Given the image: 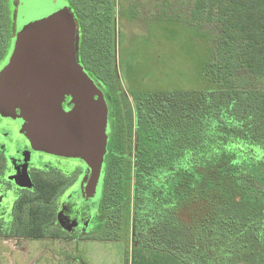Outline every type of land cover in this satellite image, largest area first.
<instances>
[{"label": "trees", "instance_id": "16d2710c", "mask_svg": "<svg viewBox=\"0 0 264 264\" xmlns=\"http://www.w3.org/2000/svg\"><path fill=\"white\" fill-rule=\"evenodd\" d=\"M11 1L0 0V65L18 24ZM69 3L81 18V58L108 86L106 94L115 95L119 82L108 57L118 1ZM195 6L196 14L207 8L208 17H218L221 74L245 78L242 87L246 78L261 86L135 92L131 158L118 146L108 150L102 209L117 208L113 216L125 211L133 241L128 264H264V0H195ZM58 189L42 184L39 195L20 202L11 233L47 237Z\"/></svg>", "mask_w": 264, "mask_h": 264}, {"label": "rangeland", "instance_id": "374dc122", "mask_svg": "<svg viewBox=\"0 0 264 264\" xmlns=\"http://www.w3.org/2000/svg\"><path fill=\"white\" fill-rule=\"evenodd\" d=\"M117 1L116 17L110 20V30L114 37L111 39L108 66L116 81L119 82H117L119 92L128 100L134 124L136 102L133 94L135 92L214 93L229 91L235 87L248 90L261 86L257 80L246 78L249 80L242 87L240 85L245 78H233V74L226 70H223L225 72L221 74L222 69H218L221 47V28L218 17L217 15L208 17L207 8L196 14L195 0ZM11 11L19 16V36L12 39L10 54L1 63L0 71L7 65L10 56L19 46L24 36L25 25L30 22L31 17L40 20L51 12L60 11L71 21L72 29H76L75 22L81 37L83 35L81 21L77 22L81 18L74 17V10L69 0H16ZM57 28L56 30L60 29ZM85 71H88L92 78H96L92 70V73L89 70ZM228 79H233L234 82L229 83ZM261 83L264 88V81ZM184 119L186 118L182 120ZM113 132L118 135L116 133L118 131ZM116 138L111 149L116 147ZM133 144L134 142L131 146ZM118 150H122L119 145ZM73 171L72 169L70 172L73 173ZM89 173L88 171L66 196L62 195L58 198L57 206L75 201L80 207L88 205L91 208H100L105 191L104 174L96 193L88 197L86 189ZM3 198L7 201L3 202ZM15 200L14 192L0 182L1 235L9 236L11 230L17 228L15 214L12 212ZM114 211L100 212L103 225L97 228L93 238L89 239L58 240L62 236V230L57 220L63 229L67 228L68 221L63 210L58 214V219H55L47 228L48 236L43 239L25 238L16 241L0 238V264H128L129 250L133 246L131 232L127 229L125 211L123 214L119 210L113 216ZM110 214L115 221L110 219ZM119 222L121 226L118 225ZM115 226L118 227L119 234L113 238L111 231ZM84 232L79 231L76 234L79 236Z\"/></svg>", "mask_w": 264, "mask_h": 264}, {"label": "water", "instance_id": "95a60500", "mask_svg": "<svg viewBox=\"0 0 264 264\" xmlns=\"http://www.w3.org/2000/svg\"><path fill=\"white\" fill-rule=\"evenodd\" d=\"M30 19L0 71V113L25 121L21 132L35 151L82 161L90 172L86 194L92 197L108 154L105 93L79 63L75 22L74 30L60 11ZM67 98L73 108L63 107Z\"/></svg>", "mask_w": 264, "mask_h": 264}, {"label": "flooded vegetation", "instance_id": "af4514ba", "mask_svg": "<svg viewBox=\"0 0 264 264\" xmlns=\"http://www.w3.org/2000/svg\"><path fill=\"white\" fill-rule=\"evenodd\" d=\"M17 28L18 25L15 27V37L17 35ZM80 42L81 33L78 28L77 49L79 63L85 70L91 72V69L87 67L81 58ZM88 74L90 75V73ZM92 79L105 92L109 108L108 150L110 151L114 143V138L117 137L115 145H119L124 153L123 156L128 160L131 158L130 153L134 146V144L131 146L132 142H134L133 113L128 100L118 92L117 88L115 95H107L108 86H102V82L97 80V78ZM69 102L70 99L67 98L63 104L65 109L68 107L73 108V105L69 106ZM17 114L19 115L20 111H17ZM24 122L23 119L18 117H8L0 113V182L2 185H6L7 189L14 192L16 196L12 210L15 216L17 205L20 202H23L25 198L31 199L39 195L38 187H40V185L47 183L58 185V196L55 200L57 204L58 198L62 195L66 196V194L76 186L80 179L88 173L87 166L85 168V164L80 160L67 159L35 151L29 140L25 138V135L21 132ZM113 131H118L116 132L118 135L113 134ZM127 151H130V153H127ZM72 169L74 170L73 173L70 172ZM4 198L3 202H6L7 200ZM1 205L3 204L1 203ZM57 207L56 219H58V214L63 210L68 221L67 228L63 229L57 220V224L62 230V236H60L58 240L78 241L81 239L93 238L95 230L103 225L100 214V212L103 211L102 205L99 209L94 207L91 208L88 205L80 207L75 201H71L69 204L65 205L61 203V205ZM79 231L85 232L78 236L76 233ZM99 232L101 231L99 230ZM0 238L16 241L25 239L13 233L9 236L1 235Z\"/></svg>", "mask_w": 264, "mask_h": 264}]
</instances>
